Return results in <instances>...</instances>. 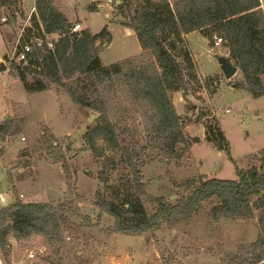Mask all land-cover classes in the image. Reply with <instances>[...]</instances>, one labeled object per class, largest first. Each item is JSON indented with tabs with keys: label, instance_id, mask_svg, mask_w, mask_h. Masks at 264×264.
Wrapping results in <instances>:
<instances>
[{
	"label": "trees",
	"instance_id": "trees-1",
	"mask_svg": "<svg viewBox=\"0 0 264 264\" xmlns=\"http://www.w3.org/2000/svg\"><path fill=\"white\" fill-rule=\"evenodd\" d=\"M122 1L123 13L132 4H135L133 10L138 9L127 26L136 33L142 49L156 57L151 64L139 65L137 62L143 63L140 56L104 65L97 42L103 38L110 42L109 32L103 30L95 34L85 28L70 33L68 27L72 23L51 0H36L32 19L37 31L41 33L43 29L46 33L58 34L59 38L53 49L35 50L40 69L19 65L18 74L14 75L21 79L29 93L45 90L49 86L45 80L51 81L62 87L76 105L101 113L85 133V143L98 158L107 150H115L120 158L118 161L110 158L107 166L117 169L123 164L128 170L117 184H110L102 172L104 188L110 195L99 191L95 203L115 219L112 232L145 235L154 233L164 224L173 228L189 220L204 202L216 199L221 203L215 209L216 217L253 218L258 211L259 237L246 264H263L264 250L257 251V248L264 245V148L253 156L256 163L247 169L240 168L224 130L217 122L207 124L206 140L226 152L235 164L237 178L193 176L175 184L180 189L175 200L165 196L154 198L155 207L150 211L143 198L146 185L141 167L145 156L137 149V132L124 124L130 113L127 104L137 102L145 119L142 134L146 145L157 150L158 157L167 162L189 153L190 148H180V145L200 141L196 137L191 139L184 130L185 121L191 119L184 121L172 100V92L183 91L186 98L194 84L208 88L211 80L217 77L208 76L205 81L208 86H201L185 35L195 30L201 31L210 43L215 35L222 37L229 57L243 75L237 86L254 97L264 95L261 0ZM2 4L13 7L15 20L17 13L24 16L18 8L19 0H4ZM216 90L215 87L210 92ZM14 126L11 118L0 122L2 140L16 132ZM58 147L51 141L49 152L57 151ZM28 154L29 150L25 149L21 156ZM57 159L58 156L55 161ZM9 179L12 182L10 176ZM86 220L71 200L53 204L17 199L0 208V254L10 263L13 258L23 257L27 249L46 246L48 254L39 255L36 264H74L73 246L67 240L66 230L77 235ZM37 238L42 239L40 246L33 242ZM15 243L22 249V256L16 257L18 253L13 252ZM74 255L82 258L79 251H74ZM79 264H83L82 261Z\"/></svg>",
	"mask_w": 264,
	"mask_h": 264
},
{
	"label": "rangeland",
	"instance_id": "rangeland-1",
	"mask_svg": "<svg viewBox=\"0 0 264 264\" xmlns=\"http://www.w3.org/2000/svg\"><path fill=\"white\" fill-rule=\"evenodd\" d=\"M3 1L0 0V58L13 46L36 4V0H19L18 8L24 16L17 13L15 20L13 7L3 5ZM51 1L72 24L79 22L82 29L89 28L95 34L103 30L111 34L110 42L106 38L97 42L104 65L140 56L143 63H137L148 65L156 59L150 51L142 49L136 33L127 26L137 13L133 10L135 4L123 13L122 0ZM4 16L8 21H2ZM30 24L37 29L32 16ZM185 35L201 86H208L205 82L208 76L217 75L210 79L208 88L194 84L186 98L183 91L172 92L177 113L184 121L191 119L185 121L184 130L191 139L196 137L200 141L180 145V148H190L189 153L170 162L164 161L163 157H158L157 150L146 145L142 134L145 119L137 102L127 104L130 113L124 124L137 132V149L145 156L141 176L146 185L147 197L143 198L150 211L155 207L154 198L165 196L175 200L180 191L175 184L193 176L237 178L235 164L226 152L206 140L207 124L217 122L224 130L240 168L247 169L256 163L253 156L264 148V95L254 97L238 87L243 79L239 70L229 80L224 77L217 56H229L225 46L212 51L210 40L201 31ZM262 80L264 82V75ZM45 82L49 85L45 90L29 93L19 77L0 72V122L11 118L14 129L16 127V132L3 140L0 150V196L7 193L5 202L0 198V208L17 199L53 204L71 200L87 219L77 235L66 230L67 237L70 236L67 240L73 246L74 264L79 261L83 264L247 263L259 237L258 211L253 218L216 217L215 209L221 204L216 199L204 202L189 220L173 228L164 224L154 233L145 235L112 232L115 219L95 203L99 191L110 195L104 188L102 172L110 184H117L128 170L123 164L117 169L107 166L110 158L116 161L120 158L113 149L100 158L94 156L84 140L85 133L95 124L88 120L86 110L91 109L76 105L62 87ZM214 86L217 90L211 93ZM51 141L59 146L57 151L49 152ZM25 149L29 154L22 157ZM76 224L78 226V223L73 225ZM41 240L35 239V246H40ZM258 246L257 251L264 250V245ZM19 247L14 244L16 257L22 256ZM74 251H79L82 258H76Z\"/></svg>",
	"mask_w": 264,
	"mask_h": 264
},
{
	"label": "built area",
	"instance_id": "built-area-1",
	"mask_svg": "<svg viewBox=\"0 0 264 264\" xmlns=\"http://www.w3.org/2000/svg\"><path fill=\"white\" fill-rule=\"evenodd\" d=\"M113 2V0H109ZM261 1V8L264 10V4ZM36 11L34 6L29 14V17L24 21L20 31L18 32L17 38L13 46L7 50L6 55L0 58V68L2 72H9L18 74V66L25 65L35 69H40L39 57L35 50L37 48L46 47L48 49H53L56 41L59 38L58 34L46 33L43 29L40 33L30 24V19L32 14ZM2 21H8L6 16L2 17ZM82 25L76 22L68 27V32L73 33L80 31ZM224 39L220 36L215 35L211 42V50L214 51L218 48H222ZM1 136V133H0ZM25 139V137H23ZM3 147V140L0 137V150ZM6 194L0 196L1 201H6ZM23 196V195H21ZM68 239L70 236L67 237ZM48 254V248L46 246H40L38 248L27 249L23 257L19 259L13 258L10 263H6L0 254V264H36L38 256H43Z\"/></svg>",
	"mask_w": 264,
	"mask_h": 264
},
{
	"label": "water",
	"instance_id": "water-1",
	"mask_svg": "<svg viewBox=\"0 0 264 264\" xmlns=\"http://www.w3.org/2000/svg\"><path fill=\"white\" fill-rule=\"evenodd\" d=\"M118 2H121V0H118ZM138 9H134V12H137ZM218 62L221 65L222 71L224 73V77L229 80L231 79L236 72L239 70V68L232 62L231 58L227 55H218ZM88 115V120L90 123L95 122L100 116L101 113L96 110H86ZM175 264V263H174Z\"/></svg>",
	"mask_w": 264,
	"mask_h": 264
},
{
	"label": "crops",
	"instance_id": "crops-1",
	"mask_svg": "<svg viewBox=\"0 0 264 264\" xmlns=\"http://www.w3.org/2000/svg\"><path fill=\"white\" fill-rule=\"evenodd\" d=\"M262 1V0H261ZM264 4V3H263ZM9 81L7 80L6 83H8Z\"/></svg>",
	"mask_w": 264,
	"mask_h": 264
}]
</instances>
